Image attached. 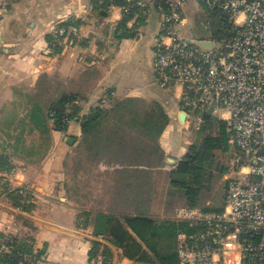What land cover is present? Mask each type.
I'll use <instances>...</instances> for the list:
<instances>
[{
    "label": "crops",
    "instance_id": "crops-1",
    "mask_svg": "<svg viewBox=\"0 0 264 264\" xmlns=\"http://www.w3.org/2000/svg\"><path fill=\"white\" fill-rule=\"evenodd\" d=\"M4 1L9 8L0 15V253H30L37 257L34 264H93L103 247L109 264H135L112 235L95 234L98 214L202 223L182 218L181 212L205 211L208 206L191 208L186 200H170L171 191L179 190L171 186L170 174L194 141L185 136L188 126L180 109V90L163 88L155 77L167 0H143L145 18L141 21L135 15L124 36L126 10L120 5H111L103 16L92 0ZM188 1L182 8L186 22L182 34L194 40L213 35L197 28V23L194 33L185 31L199 7ZM71 17L79 21L80 36L72 47L52 55L48 50L52 26ZM108 90L121 99L156 102L167 114L169 123L159 139L163 156L154 167L133 166L130 151H122L117 141L109 142L106 151H97L99 139L86 138L79 121L66 132L54 128L49 114L53 101L64 94L76 95L87 115ZM144 176L154 182L150 190L143 184ZM138 182L140 187H134ZM22 188L30 191L26 211L15 206L12 196ZM144 202L150 207L144 208ZM181 235L186 234L176 239L178 264Z\"/></svg>",
    "mask_w": 264,
    "mask_h": 264
},
{
    "label": "built area",
    "instance_id": "built-area-1",
    "mask_svg": "<svg viewBox=\"0 0 264 264\" xmlns=\"http://www.w3.org/2000/svg\"><path fill=\"white\" fill-rule=\"evenodd\" d=\"M222 21L223 36H204L213 49L185 37L182 8L188 0H167L154 58L156 81L180 90L185 121L200 130L208 115L225 120L234 148L223 210L218 213L184 209L182 218L201 220L204 227L180 236L181 264H264V0H192ZM130 7H146L143 0H127ZM53 31L62 48L79 27ZM209 30V29H207ZM211 32V31H210ZM21 204L30 196L20 190ZM10 237L6 238V243ZM18 264H34L37 257L19 253ZM93 264H109L101 247Z\"/></svg>",
    "mask_w": 264,
    "mask_h": 264
},
{
    "label": "trees",
    "instance_id": "trees-1",
    "mask_svg": "<svg viewBox=\"0 0 264 264\" xmlns=\"http://www.w3.org/2000/svg\"><path fill=\"white\" fill-rule=\"evenodd\" d=\"M92 4L103 16L107 15V9L113 4L124 8L129 6L127 0H92ZM138 14L140 15L139 20L142 21L145 13L139 7H130L125 12L121 23L123 36L128 35L129 31L126 27L128 22ZM219 20L222 27L223 20L221 18ZM70 24L71 20L62 23L66 27ZM213 35L218 36V33L214 31ZM48 40L51 43L54 42L53 35L49 36ZM52 48L62 51L58 45ZM79 103L76 95L64 94L50 104L49 114L56 130L66 132L71 122L79 121L86 138L95 136L99 139L95 145L97 151H106L109 142L112 144L117 141L122 151L125 148L130 151L133 166L143 164L151 168L155 166L157 158L163 156L159 139L169 123V118L158 103L153 102L152 108L147 101L142 99H121L114 95L112 90H108L105 98H102L99 105L91 109L87 115L83 114V107ZM199 131L201 139L191 146L186 157L170 174L171 186L184 192L187 205L191 208L205 206L209 185L216 184L228 172L234 149L231 144V131L225 120L208 115ZM120 137L123 140H120ZM220 153L229 155L228 166L222 162ZM20 190L13 192L12 196L16 201L15 206L26 211L28 202L21 204ZM29 199L30 196L28 201ZM204 210L212 209L209 207ZM222 210L223 207L216 211L221 212ZM121 218L125 220L126 225L121 222ZM121 218L98 214L95 234L112 235V241L121 247L124 254L135 261V264H178V253L176 252L178 235L189 236L204 227V223L190 220L160 221L150 217ZM126 226L135 235H132ZM137 237L148 247V250L143 249ZM20 252L22 251L11 250L9 253H0V264H18L21 258L18 254Z\"/></svg>",
    "mask_w": 264,
    "mask_h": 264
},
{
    "label": "rangeland",
    "instance_id": "rangeland-1",
    "mask_svg": "<svg viewBox=\"0 0 264 264\" xmlns=\"http://www.w3.org/2000/svg\"><path fill=\"white\" fill-rule=\"evenodd\" d=\"M8 8H9L8 2H6L4 0H0V15H3V13L5 11L7 12ZM76 21H78L77 18H76ZM62 23L63 22H58V23H56V24H54L52 26L51 33L49 34L50 37L53 35V31L55 29H57V27L59 25L63 26ZM195 24H196L197 28H199L200 30L209 29L208 31L217 32L218 36H223V34H224L223 30H222V27H221V24H220V20L217 17V14L209 15L207 13V11L201 6L196 8L195 13H193L192 16L189 17V24L186 26L185 31H187L188 34L194 33L195 29H196V28H194ZM78 25H79V27H77L76 32H74V34H71L68 37V40L65 42L64 46H62V51L61 52L57 51V50H54L52 48V47H54V45H53L54 42L51 43L48 40V50H49V52L52 55L60 54L63 51H65L66 49L72 47L75 44L76 39L80 36L81 26H80L79 23H78ZM148 103H149V105L151 107H152V105H154L153 102H151V101H148ZM73 122H71V123H73ZM185 136L189 138L188 140L194 141V143L197 142V140L201 139L200 131L195 129L192 125H188L187 131L185 133ZM233 153H234V149H233ZM219 155L222 156V159H221L222 162L228 166L229 165V161H230L229 155L228 154L225 155L223 153H220ZM232 158H233V156H232ZM230 165H231V161H230ZM230 165H229L228 172L226 174H224V176H222L216 182V184H214V185L210 184L209 185V190L207 191L208 194H206V197H205V198H207V200L205 201L204 205L210 207L212 210H209V211H206V212L218 213L219 211H216V210L221 208L222 206H224V194H225V188H226V185H225L226 175L230 171V167H231ZM73 167H74V163H72V168ZM153 183L154 182H153L152 178L148 177V179L145 180V176H144L143 184H147V188L150 187L149 190L151 188H153L152 187V185H154ZM134 187L139 188L140 187L139 182H138V184H135ZM144 187L145 186H143V188ZM133 193H135V191H133ZM170 200H172V201L176 200L177 202H180V201L184 202L186 200V198H185V195H184L183 191H181V190H172L171 194H170ZM142 204H143L144 208H147V207H150L151 203L150 204L148 203V206L145 205V202L142 203ZM138 207L140 208L141 205H138ZM141 213H149V212H147L145 210L144 211L142 210Z\"/></svg>",
    "mask_w": 264,
    "mask_h": 264
},
{
    "label": "water",
    "instance_id": "water-1",
    "mask_svg": "<svg viewBox=\"0 0 264 264\" xmlns=\"http://www.w3.org/2000/svg\"><path fill=\"white\" fill-rule=\"evenodd\" d=\"M197 43L203 48H207V49H213L214 48V43L212 41H207V40H204L203 38H201L200 40H197ZM184 120H185V115L183 114V121ZM67 141L70 144L74 143L73 138H69Z\"/></svg>",
    "mask_w": 264,
    "mask_h": 264
}]
</instances>
